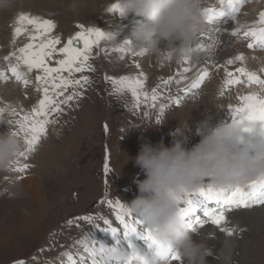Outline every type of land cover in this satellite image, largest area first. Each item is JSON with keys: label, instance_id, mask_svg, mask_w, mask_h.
Listing matches in <instances>:
<instances>
[{"label": "rangeland", "instance_id": "rangeland-1", "mask_svg": "<svg viewBox=\"0 0 264 264\" xmlns=\"http://www.w3.org/2000/svg\"><path fill=\"white\" fill-rule=\"evenodd\" d=\"M263 2L264 0H247L241 10L242 14L238 17L239 21H243L245 12L250 14L253 10L252 14H254V12L264 11ZM17 8L18 13L38 17L34 14L35 9H30L27 5H17ZM6 14L5 12L4 15L6 16ZM0 15L2 16L1 10ZM42 15H48V19L53 21L50 14L44 13ZM16 16L14 15L13 18H16ZM109 16L110 14L102 12L98 14L90 11L77 20L56 18L53 22L57 26L49 35L60 37L61 44L57 47H62L79 30L78 25L82 24L86 27H98V23L100 27L110 25ZM110 17L114 18L112 21L115 23L111 24V29L108 27L107 31L109 29L115 31L114 28L116 27L118 29H129L130 24L125 25L126 21L121 23L122 21L118 18ZM15 18L12 20L5 17L4 22H0V30L4 28L10 30L13 47H17V50L26 43L33 41L27 33L19 37L14 36ZM135 18L137 26L145 22L143 16L136 15ZM224 21L227 25L237 27V25H234L236 22L233 20V14L227 16ZM207 24L206 22L202 28V33L208 30ZM28 27L32 31V26ZM242 33L239 37L234 38V48H236V43L240 44L239 47L242 48L246 44L247 39L242 37ZM39 39L38 37L35 43L38 44ZM219 43L221 44V42ZM1 46L0 52H3ZM214 49L209 51L214 55L208 59L209 61L207 60L208 64L204 68L209 72L204 83L194 95H184L181 105L167 108L159 124L156 123V113L154 111L151 116H144L143 112L148 111L146 106L134 109L131 94H115L110 80L105 79L106 76L119 78L123 75H138V73H132L128 65L117 64L114 66L106 56L110 52L106 43L101 42L98 47L93 49L92 58L89 62L93 65L95 71L73 74L75 79H81L82 76L87 75L91 83L83 88L79 86L76 88V91L81 92L82 95L78 100L74 99L70 102L71 107L62 105L61 107L64 108L63 113H53L49 117L50 120L55 122L47 125V131L50 135L47 138L52 139L50 146L45 148L47 150L38 153L37 160L33 158L36 157L35 151L31 153L32 155H28V157L31 156L30 159L28 157L23 158V163L30 165L29 169L25 171V178L29 174L33 176L35 173L34 175L38 178L42 191L46 196L44 203H37H41L40 199L42 197L15 196V194L9 192L8 186L4 183L13 182V179L8 170L0 171V264H16L17 261L21 260L25 264H51L58 259L65 258L66 253L72 251L70 243L74 240L72 239L71 242L69 238H80L83 241L84 233H88L89 237L95 236L93 231H99L102 227H106L99 217L110 219L111 215H115L114 210L110 209L106 203L101 205V201L106 199L119 200L130 207L131 202L140 195L138 186L146 176L135 164V157L138 155L142 144L150 142L156 145L163 142L165 145L171 146L175 139L173 134L180 126L179 121H189V129L185 133L188 136L186 146L189 148L202 139L200 121L206 118V110L211 115V123L214 127L233 122L234 115L229 105L235 106L239 104V100L234 96V92L228 93L222 90L225 94L224 96L220 95L221 84H223L221 80L222 73H227V70H223L224 66H217L216 68L213 66L218 63V59H216L217 49ZM235 51L237 55L243 54L242 51L238 52L237 49ZM258 51H262V49ZM250 56L253 57V55ZM58 58L60 57L56 56L52 62ZM235 65L230 66L233 72L235 71ZM201 71L203 70L201 69ZM5 75L6 73H3V77L8 79ZM64 75L68 74L64 73ZM145 75L148 77L146 87L151 89L159 86L162 98L174 91L177 92L176 94H182L178 92L181 87L176 84L177 88L171 84L165 87L161 83L164 79L160 74ZM190 78L192 79V75H190ZM9 79L13 80L10 77ZM13 82L16 83L15 80ZM223 82L225 88V81ZM216 86H218V89L215 88ZM72 91L73 89L69 87L66 95ZM39 93L41 94L39 95ZM37 95L40 96L39 99L43 98V93L37 92L34 98L35 103L36 100H39L36 99ZM27 97L24 99L27 100ZM60 99H63V97H60ZM189 105L191 107H188ZM0 108H3L1 104ZM25 112L27 110H23L22 114ZM2 118L5 121L8 120L7 108H5ZM7 125L9 124L5 123L0 126V132L9 131ZM105 125H107V128H105ZM149 125L151 126L148 127ZM261 131L264 132V129ZM21 142L23 151L26 148L23 134H21ZM105 164L111 169L108 173L104 172ZM33 168L37 169L32 174ZM196 194L193 195V199ZM256 205L250 203L247 208H234L227 213L229 222H241L240 225H236L239 233L236 232L238 234L234 236L237 245H227L229 236L225 232H223V235L226 240L222 237L220 240L217 239L219 229L209 222L210 231H212L213 237L216 236L214 239L217 246L212 243L214 239H210L211 245L215 247L214 261L220 264H264V208H256ZM259 211H262L259 216L261 222H252V218ZM203 213L204 209L199 212L198 216L206 220L207 218L202 216ZM85 215L97 217L96 222L101 227H93L86 221L68 223L70 220ZM112 217L114 218V216ZM147 228L146 225L144 230ZM209 235H211V232ZM81 248L85 249L84 246H81ZM82 252H85V250L80 251L77 246L73 258L77 260L79 258L77 254L84 256ZM43 261L45 263H41ZM64 264H70V262L66 260ZM87 264L91 263L87 262Z\"/></svg>", "mask_w": 264, "mask_h": 264}, {"label": "snow or ice", "instance_id": "snow-or-ice-1", "mask_svg": "<svg viewBox=\"0 0 264 264\" xmlns=\"http://www.w3.org/2000/svg\"><path fill=\"white\" fill-rule=\"evenodd\" d=\"M247 0H218V7L206 6L205 15L207 23L217 24L221 19L226 16L225 9H230L233 13V20L237 23L238 17L242 14L241 10ZM109 12L119 13L124 15L123 10L120 8L118 2L113 3L108 8ZM28 26H32V31ZM56 25L52 20L41 19L40 17L31 16L26 13H18L14 21V36L19 37L28 34L31 41L26 43L23 47L13 51L9 56L4 59L9 62V69L17 81H22L27 86L31 81L28 79L27 74L36 70L38 74L35 76L36 91L43 93V98L39 99L38 104L31 108L29 112L22 115L11 109V115L18 117L15 120H7L6 123L11 125L15 123L18 125V131H14L13 135L23 134L26 148L18 155L17 160L14 162L16 165L15 170L23 173L29 169L30 165L27 163L21 164V157L27 158L30 153L36 150L37 145L40 143L42 137L47 134V125L54 123L49 117L53 113L61 114L64 112L62 105L71 107L70 102L74 99H79L82 95L81 92L76 91L79 86H84L91 83L89 76L84 75L81 79L73 78L74 73H83L85 71H95L93 65L89 62L92 58L93 49L98 47L101 41H110L109 31L101 30L98 27H86L78 25V31L74 36H71L66 44L57 48L61 44L59 37H51L49 34L55 29ZM219 30V29H217ZM243 30V37L250 40L247 47L249 49L260 48L264 49V11L259 13V19L251 26L246 24V27H241L237 23L236 29L232 32L233 36L239 37ZM34 33V34H33ZM39 43H35L37 38ZM130 41L125 40L120 46L113 48V51L119 52L124 55H131L133 58L141 56L134 51H131L127 46ZM198 51V48H197ZM55 59L57 66H52L53 59ZM15 57L13 63L12 58ZM245 56L243 54L237 55L232 59L227 60L228 65L234 64L236 61L243 63ZM182 62L187 63L188 66L183 68L182 72L177 73V77H169L167 80H162L161 83L167 87L173 81L180 85L182 81H188L185 73L192 71L191 58H185ZM23 67L24 70H21ZM139 68L140 65L136 64ZM223 67V65H219ZM67 73L68 75H64ZM3 75V73H0ZM209 72L207 69L199 72L191 81L187 82L183 87L178 89L179 93L183 95L195 94L201 85L208 77ZM225 80V88L234 85H246L251 91L246 94L238 96L239 104L233 106L229 105L234 115V122H239L243 125L255 126L257 123L264 125V94L253 91V85L256 88H264V75L258 74L256 71H250L244 66L237 67L235 71H227ZM110 80L113 92L117 95L131 94L134 101V109L145 107L148 111L143 112L146 117L151 116L154 111L156 113V123H161L164 117L165 110L170 106H178L182 104V96L177 94L173 96L169 93L166 97L161 96L159 86L149 89L146 87L148 77L140 72L138 75H123L119 78L105 77ZM71 87L73 91L65 95V92ZM224 91L220 95L224 96ZM63 97V99H60ZM5 108H0V117L3 116ZM107 128V125H105ZM245 130H249L247 127ZM111 169L107 164L104 166V172L108 173ZM196 194V193H194ZM190 194L184 201L181 212L185 218L186 226L189 229L195 230V226L203 227L204 224L210 222L215 225L221 232L227 233L232 236L235 229L229 226L227 213L232 209H239L241 207L247 208L250 203L264 205V179L250 183L247 186H238L227 192H220L215 190L212 186L203 188L198 192L199 196L203 198L209 205L215 207H207L204 210L203 216L207 219H202L200 216H193L196 212V205L193 200V195ZM101 205L107 204L110 209L115 212V219L119 222V226H113V221L104 217H99L103 220L106 227L101 230L111 232L115 237L121 231L125 238L138 233L137 223L130 219L131 210L119 200L106 199L100 202ZM97 217L92 215L79 216L75 220L68 221L69 224L76 223V221H86L93 227H101L97 223ZM143 239L148 242V247L151 251L164 255L171 264H182V258L176 250L171 246H163L152 235L150 228L138 233ZM119 245V240L117 241ZM135 249V248H133ZM87 257H81L79 261L73 258L71 253H66L70 264H87L88 260L91 264H110V259L106 255V246L99 244L96 240L91 239V246L85 247ZM16 264H25L24 261H17Z\"/></svg>", "mask_w": 264, "mask_h": 264}, {"label": "clouds", "instance_id": "clouds-1", "mask_svg": "<svg viewBox=\"0 0 264 264\" xmlns=\"http://www.w3.org/2000/svg\"><path fill=\"white\" fill-rule=\"evenodd\" d=\"M118 3L124 14L143 16L145 22L132 31L131 39L109 31L110 42L115 46L128 40L129 49L141 56L177 62L193 58L198 33L207 22L205 0H118ZM13 4L14 0H0V10ZM71 7H77L75 0ZM237 23L246 27L240 21ZM258 70L264 72V66ZM253 91L264 94V88ZM205 117L200 121L202 139L191 148L186 146L185 134L189 121H179L171 146L163 142L142 144L135 164L146 178L139 183L140 195L130 207L125 204L143 218L156 240L179 252L182 264H208L213 249L207 241L214 238L209 235L199 242L193 239L181 212L183 201L208 186L227 192L264 179V138L257 139L258 135L264 137V133L258 134L255 126L234 121L214 127L207 110ZM5 123L0 117V126ZM14 131L0 132V171L12 168L22 151L21 137L13 135ZM106 255L112 264H171L155 251L126 250L118 245L106 246Z\"/></svg>", "mask_w": 264, "mask_h": 264}, {"label": "bare ground", "instance_id": "bare-ground-1", "mask_svg": "<svg viewBox=\"0 0 264 264\" xmlns=\"http://www.w3.org/2000/svg\"><path fill=\"white\" fill-rule=\"evenodd\" d=\"M73 2H74V0H14V4L12 5L11 8L6 9V10H1L2 16L0 15L1 16L0 22H4L3 19L5 17H8L9 19L13 20L15 18V17L13 18V16L17 15V13H18L17 12V9H18L17 5L18 6L27 5L30 7V9L34 8L35 9L34 14L37 15L38 17L43 18V19H45V18L48 19L49 16L48 15H46V16L42 15L41 16V14H44V13L50 14L51 15L50 18H52L53 21H55L56 18H63V20H64V18L65 19L71 18V19L77 20L79 17H82L83 15H85L86 13H88L90 11H93V12L98 13V14H100L102 12L104 14H110V16L118 18L119 20L122 21L121 23H123V21H126L125 25H128V23H129L130 26H128L129 27L128 30L118 29V27H116V28H114L115 29L114 32H116V34L118 36H120L121 38L131 39V33L137 27V23H136L137 20L135 18L137 14L128 13V14H124L123 16H121L118 12L117 13L109 12L108 8L111 7V5L113 3L118 2V0H75V2L77 3V7L75 9H73L71 7ZM206 6L218 7L219 6L218 0H205V7ZM263 6H264V2H263ZM225 11L227 14L225 17H223L224 19H226L227 16H229V12L231 10L225 9ZM255 11H257V10H255ZM5 12L7 13L6 16L4 15ZM252 12H253V10L250 12V14H247L246 12L243 14L242 23L251 26L253 23H255L259 19V13L260 12H257V13L254 12V14H252ZM110 16H109L110 25L111 24L113 25L115 23L112 21L114 18H112ZM245 17H248V18L246 19ZM224 19H221V22L217 23V24H209L208 23L207 24L208 30L205 33L204 32L202 33L200 31V33H202V34L198 33L196 44L194 45L195 47L198 48V51L194 54L193 58L191 59L192 71L189 73H185V75L189 78L188 81H182V83L180 85H177L175 83V81H173V83L171 85L175 86V84H176L179 87H183L187 82L191 81L190 75H192V79H193L199 72H201V69L205 70L204 68L208 64L207 60L211 56L214 55V53L211 54L209 51H211L214 48L217 49L216 50V55H217L216 59H218V63L213 65L215 68L221 64L224 66L223 70H227V71L233 70L230 67L232 65L227 64V60L232 59L235 56H237V54L235 53L236 52L235 49H237L238 52H241V51L243 52V55L245 56V60L243 61V63H241L240 61H238V62L236 61L233 64V65L238 64L237 66L235 65L236 66L235 69L237 67L244 66L250 71L255 70L258 74L264 75V72H261L258 70L260 67L264 66V49H262V51H258L260 49L258 47L253 48V49H249L247 47L248 44L244 45V47L242 48V47H239L241 45L238 43H236V48H234V44H233L235 41L234 38L237 36H233L232 32L234 31L235 26L229 25V24L227 25L226 21H224ZM110 25H103V27L102 26L100 27V25L98 23V27L104 31H107L108 27L111 29ZM131 26H132V29H131ZM110 29H109V31H112ZM217 29H219V30H217ZM122 33H124V34H122ZM55 37H58V36H55ZM11 38H12V36H11V32L9 29L4 28V29L0 30V45H2L1 48L3 49V52H0V73H6L5 76H6V78H8V79H5V77H3V75H0V104L3 106V108H7L8 120H15V119H17V117H14L11 115V109H13V108L16 109V111L20 114H22L23 110H27V112H29L32 107H34L38 104L39 100L38 101L36 100V103L34 101V98L37 94V91H36L37 81L35 80V76H36L37 71L34 70L33 72L27 74L28 79L31 82L27 86H25L22 81H17L16 78L12 75V73L9 69V62L4 59L5 56H9L13 51H16L17 47H13L14 45L12 44ZM101 42L106 43L107 48H109V51H110V52H108L109 55H106V56L109 60H111L110 62L113 63L114 66L117 64L118 65L122 64L123 66L128 65V67L132 73H138L139 74L140 72H143L144 74H149V75H152V73H157V74H160L164 80H167L169 77H177V73L182 72L183 68L188 66L187 63L182 62V61L177 62L176 60H166L163 58L150 56V55L138 56V57L133 58L131 55H124V54H121L119 52L113 51V48L116 46L112 42H110V41H101ZM219 42H221V44ZM57 48H59V47H57ZM252 50H254L255 52H253ZM248 52H250V53L248 54ZM250 55H253V57ZM12 61H13V63L15 62V57L12 58ZM136 64H139L140 67L137 68ZM52 66L53 67L57 66L55 64V61L52 62ZM21 70H24L23 67ZM222 74L223 75H222L221 80H222L223 84H221L222 86H221L220 91L224 90V91H227L228 93L234 92L235 93L234 96L237 97V99H238L239 95L246 94L248 91L252 90V89H249L246 85H243V86L235 85L234 87L231 86V87L225 89L223 81L226 80L227 76H226L225 72H223ZM9 77L12 78L13 80L11 81L9 79ZM14 80L16 81V83L13 82ZM177 86H175V87L177 88ZM215 88L218 89V86H216ZM254 88H255V85H253V89ZM68 91H69V89L67 90V92ZM67 92H65V95L67 94ZM171 92H172V90H171ZM196 92H197V90L195 91V93ZM176 93L177 92L174 91L172 93V95L175 96V95H177ZM40 94L41 93H39V95ZM39 95H37L38 97L36 99L40 98ZM181 95H183V94H181ZM26 96H28L27 100L24 99V98H26ZM183 97H185V96L183 95L182 98ZM235 102H236V100H235ZM190 105L188 107H191ZM187 111L189 112V110H187ZM259 124L260 123H257L255 125L256 132L258 134L264 133L263 131H261L262 129H264V125H261V124L259 125ZM7 126H8V130H10L12 127L13 130L18 131V127L16 128L17 125L15 123L13 125H7ZM20 137H21V135H20ZM47 137L48 138L50 137L48 131H47V134L44 137H42V140L40 141V143L36 147V150H35L36 157H33V158H36V160H37L38 153H41V152L43 153L45 148H48L50 146V144L52 143V139L50 138V140H49ZM261 138H264V137H262L260 135L257 136V139H261ZM40 157H42V155H40ZM28 158L30 159L31 156ZM19 159H20V162H22V163L24 162L23 157H21ZM33 167H35V165H33ZM15 168H16V166L14 165V167H12V169L10 168V170H8V172L10 173V175L13 179V182L9 181V182L4 183V185L8 186L7 188L10 190L9 192H12L13 194H15V196L19 195V196H23V197L27 196V197H32V198L42 197L40 199L41 203H39V202H37V203L38 204L44 203L46 196H45L44 192L42 191V188H41V185L39 184L38 178L34 175L35 174L34 172L36 171L37 168L36 169L33 168V171H32V174L34 173L33 176L31 174H29L26 178H25V172H23V173L17 172L15 170ZM194 197L195 198L193 200H194L195 205H196V212L193 213V216H197V215H199V212L201 210H203V209L205 210L207 207H211V206H209V204H207V202H205L203 200L202 197L199 196L198 193ZM257 205H258V207H257ZM257 205L255 206L256 208H264V205H260V204H257ZM212 207H215V205H212ZM261 213H262V211L261 212L259 211V213L257 215L255 214L256 216L255 217L253 216L254 218H252V222L255 223L258 221V223H260L261 218L259 216L261 215ZM112 216H114V218ZM130 219L138 222L137 228H140V229H138V233L142 232L144 230V227L146 226V224H145L143 218L138 213L135 214V212H131ZM259 219H260V221H259ZM110 220L115 221V222H113L114 227L119 226V222L116 221L115 215H111ZM228 223H229L230 227L235 229V231H234L232 236H229L227 238L228 239L227 245L228 246L230 244L237 245L236 241H235L236 238H234V236L239 233L238 226H236V225H240L241 222L240 223H238V222L232 223V222L228 221ZM189 230L193 236V239L196 240L197 242H199L200 239L208 237L210 232L212 235V231H210L209 222L204 224L203 227L196 225L195 230H193V229H189ZM236 232H238V233H236ZM138 233L133 234L132 236L127 237V238L124 237L122 231L120 233H118L117 236H115V237L112 235L111 232H106V231H103L101 229L99 231H93V234L95 236H91V237L88 236V233L87 234L84 233L83 234V241L80 238H74V237L69 238L70 241L72 239L74 240L73 242L71 241L72 243H70L72 245V251L70 253L73 256L74 251H75L77 246H78V250H80V251L84 250V248H81V246H84V247L91 246V239H96V241L99 244H103L105 246L117 245V241L119 240L118 246H120L126 250H131V249L135 248L140 252L151 251L148 247V242L145 239H143L141 237V235H139ZM215 235H217V234H215ZM221 237L223 239L224 235H223V232H221L219 230V233L217 235V239L220 240ZM214 238H212V240ZM207 243H208L209 247H211L213 249V253H214L215 247L211 245L210 239L207 241ZM212 243L216 244L215 239ZM215 246H217V244ZM82 254L84 256L79 255V254H77V255L79 258L88 256V254L86 252H82ZM79 258L77 259L78 261L80 260ZM207 259H208L209 264H220L219 262L214 261L213 255L209 256ZM66 260H68L67 256H65V258H61V259L56 260L57 263L52 262L51 264H55V263L60 264L61 263L60 261H63L61 264H64L66 262ZM88 262L91 263L90 260H88ZM41 263H45V262L43 261ZM110 264H112V262H110Z\"/></svg>", "mask_w": 264, "mask_h": 264}]
</instances>
